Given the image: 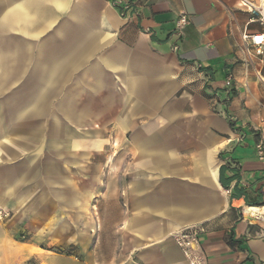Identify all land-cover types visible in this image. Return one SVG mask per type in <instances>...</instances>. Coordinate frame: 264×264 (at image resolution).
<instances>
[{
	"label": "crops",
	"instance_id": "obj_1",
	"mask_svg": "<svg viewBox=\"0 0 264 264\" xmlns=\"http://www.w3.org/2000/svg\"><path fill=\"white\" fill-rule=\"evenodd\" d=\"M253 18L236 0H0V209L21 218L0 264H189L187 229L204 264H264ZM34 226L78 257L15 238Z\"/></svg>",
	"mask_w": 264,
	"mask_h": 264
},
{
	"label": "built area",
	"instance_id": "obj_2",
	"mask_svg": "<svg viewBox=\"0 0 264 264\" xmlns=\"http://www.w3.org/2000/svg\"><path fill=\"white\" fill-rule=\"evenodd\" d=\"M236 2L239 8L251 12L254 15L251 23L258 22L264 26V0H236ZM188 24V16L182 15L177 23V32L182 33L183 29ZM243 39L247 42V52L249 54L252 52L258 55L263 54L264 33H246L243 35ZM227 85L230 86L231 82H228ZM256 152L258 159L264 162V137L257 144ZM260 209L264 210V206L260 207ZM253 218L264 221V215L261 218ZM174 238L177 246L181 249L189 264H204L203 258L198 254L199 244L197 231L195 229L183 230L177 233Z\"/></svg>",
	"mask_w": 264,
	"mask_h": 264
},
{
	"label": "rangeland",
	"instance_id": "obj_3",
	"mask_svg": "<svg viewBox=\"0 0 264 264\" xmlns=\"http://www.w3.org/2000/svg\"><path fill=\"white\" fill-rule=\"evenodd\" d=\"M18 105H21V104H18ZM22 105H24V104H22ZM9 106L11 108L13 105L9 104ZM28 127H29V120H26V123L22 124V126L19 127V130L26 131V128H28ZM88 218L91 219V216H89ZM18 220L21 221L20 216H19V219L17 217L15 219H13V214L11 212H9L5 209H0V226H17L16 222ZM91 221H92V219H91ZM72 228L76 229L75 227H72ZM87 228H89V227L87 226ZM91 228H92V230L90 231V233L92 234V236L94 234H96V235L99 234V226H91ZM71 234L76 235L77 230L71 231ZM94 237H95V235H94ZM94 237H91V238H94ZM15 238L21 242L33 241V245H35L36 247H39L43 250H51L52 249V250H55L57 252H64L67 255H72V256L78 257L77 252H76L77 251L76 247L70 246V247H67L66 249L61 248V247H54V248L51 247L50 244L52 242V234L49 235L47 233V231L42 230V226H34L33 236L29 235L28 232L21 231L20 233L15 235ZM31 264H41L39 257L38 256L33 257V260H31Z\"/></svg>",
	"mask_w": 264,
	"mask_h": 264
},
{
	"label": "bare ground",
	"instance_id": "obj_4",
	"mask_svg": "<svg viewBox=\"0 0 264 264\" xmlns=\"http://www.w3.org/2000/svg\"><path fill=\"white\" fill-rule=\"evenodd\" d=\"M247 213L250 216H253L256 218H261L264 215L263 210L260 208H250V209H248Z\"/></svg>",
	"mask_w": 264,
	"mask_h": 264
}]
</instances>
